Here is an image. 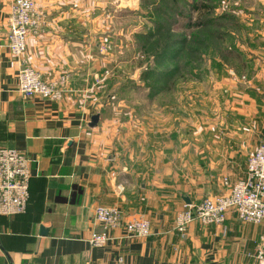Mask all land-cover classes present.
Here are the masks:
<instances>
[{"label":"crops","instance_id":"obj_1","mask_svg":"<svg viewBox=\"0 0 264 264\" xmlns=\"http://www.w3.org/2000/svg\"><path fill=\"white\" fill-rule=\"evenodd\" d=\"M31 1L43 27L27 35L17 59L6 46L8 14L0 0V145L31 161L26 212L0 217V264H257L264 223H243L229 211L222 224L192 222L181 235L175 219L186 200L194 206L226 193L221 179H242L248 157L264 143V0L241 19L240 60L224 64L205 90L193 80L184 91L191 101L200 98L204 115L174 113L167 127L164 114L156 132L142 131L143 152L123 141L114 118L82 105L91 89H73L76 76L98 75L111 55L85 28L99 23L90 10L112 0ZM21 60L45 80L67 77L62 100L25 99L18 92ZM95 114L99 122L90 128ZM97 206L118 208L123 222L144 217L150 235L121 239L119 228L105 246L91 247L88 238L100 231Z\"/></svg>","mask_w":264,"mask_h":264},{"label":"rangeland","instance_id":"obj_2","mask_svg":"<svg viewBox=\"0 0 264 264\" xmlns=\"http://www.w3.org/2000/svg\"><path fill=\"white\" fill-rule=\"evenodd\" d=\"M197 1L200 3L202 0ZM210 1L217 7L214 10V15H220L222 12L233 15L243 25L244 21L241 19L249 16V14L252 15L253 8L256 9L254 13L258 12L257 7H255L256 0ZM111 3V6L106 8L91 9L87 16L96 18L99 23H88L85 28L87 33L100 37L99 41L109 48L111 55L105 56L107 59L102 61V72L95 73L98 75L90 73L87 77L86 75L84 77L76 76L73 89H91L82 105L92 108V111H98L105 119L114 118L123 141L125 140L128 145L134 144L137 151L143 152V146L140 142L142 131L153 129L156 132L158 126L163 124L162 118L165 115L167 127L169 123L172 125L174 113L179 115L183 114L182 111L190 113V110H193L198 117L204 115L202 108L197 106L200 98L191 101L184 96V91L191 90L189 89V82L193 80H202L199 89L205 90V81L213 79V75L215 77L220 75L222 70L211 71L210 64L206 61L207 57H204L200 71L193 70L191 76L185 77L181 76L180 73L176 77H173L172 74L167 89L159 94L152 92L149 97V90L146 84L142 83L141 75L147 68L154 67V59L150 54L145 53L144 48L147 43L141 38V34L144 35L150 30L152 33H157L155 20L158 17L163 18L162 13L165 6H169V0H112ZM163 4L165 6L161 7ZM155 8H159L157 14H155ZM183 11L186 15L187 10L183 9ZM185 15L183 14L182 17H186ZM196 19L197 13L193 12L192 24ZM174 21L177 23L170 26L171 33L184 34L189 40V35L194 30L188 29L186 18L176 16L174 20L169 22L174 23ZM224 25L231 31L234 29L229 22H225ZM164 28H166L164 24L158 25L159 32L164 33ZM234 37L235 40H232L236 45L239 41L237 36ZM159 44L161 47V36H159ZM98 54L100 53L98 52ZM103 57L104 54H100L98 58L103 60ZM93 85L95 86L93 87ZM83 95H85V91ZM91 95L92 98L89 99L88 96ZM73 96L76 99L81 98L79 92ZM90 101L92 103H89ZM128 130L130 132H127ZM151 149L150 146L148 148L149 157L155 155Z\"/></svg>","mask_w":264,"mask_h":264},{"label":"built area","instance_id":"obj_3","mask_svg":"<svg viewBox=\"0 0 264 264\" xmlns=\"http://www.w3.org/2000/svg\"><path fill=\"white\" fill-rule=\"evenodd\" d=\"M7 8V42L9 53L17 59L26 51V38L43 27L42 16L35 11L31 0H3ZM18 72V92L25 99L39 97L49 101H60L66 93L67 77L45 80L21 60ZM31 161L15 148L0 145V217L23 215L29 200ZM226 193L202 199L197 205H184L175 219V230L184 235L192 222L201 225L225 221L233 211L243 223H264V143L248 157L245 176L235 182L228 177L221 179ZM95 222L100 231L88 238L91 247H103L112 240L111 232L122 228L121 239L146 238L150 235V223L144 217L123 222L116 207L97 206ZM257 264H264V235L255 256ZM121 262V259H118ZM186 264V263H183Z\"/></svg>","mask_w":264,"mask_h":264},{"label":"trees","instance_id":"obj_4","mask_svg":"<svg viewBox=\"0 0 264 264\" xmlns=\"http://www.w3.org/2000/svg\"><path fill=\"white\" fill-rule=\"evenodd\" d=\"M163 6L165 5H161ZM182 8L187 10L186 15ZM216 8L210 0H202L200 3L197 0H169V6H165L162 13L163 18L158 17L155 20L157 33H152L150 30L144 35L141 34V38L147 43L144 48L145 53L150 54L154 59V67L147 68L141 75L142 83H145L149 90V97L152 92L159 94L165 91L172 74L176 77L180 73L185 77L191 76L193 70L200 71L204 57H207L206 61L209 62L211 71L222 70L224 64L227 65L232 60L235 62L236 59L241 58L233 40H235L234 36L240 39L244 34V25L233 15L224 12L214 15ZM158 9L155 8V14ZM193 12L197 13V19L192 24ZM183 14L186 17H182ZM176 16L186 18L188 29L194 30L189 35V40L184 34L171 33L170 26L177 22L169 21L174 20ZM225 22L231 23L234 29L231 31L227 28ZM159 24L166 26L164 33L159 32ZM159 36L162 40L161 47Z\"/></svg>","mask_w":264,"mask_h":264},{"label":"water","instance_id":"obj_5","mask_svg":"<svg viewBox=\"0 0 264 264\" xmlns=\"http://www.w3.org/2000/svg\"><path fill=\"white\" fill-rule=\"evenodd\" d=\"M98 122H99V114H95L90 118V121L88 123V127L93 128L97 125ZM186 203H187L186 205H189L188 200H186ZM46 234H47L46 230L43 227H41L40 228V235L45 236Z\"/></svg>","mask_w":264,"mask_h":264}]
</instances>
